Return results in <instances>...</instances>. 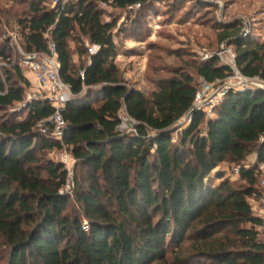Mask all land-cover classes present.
I'll return each mask as SVG.
<instances>
[{
	"label": "trees",
	"instance_id": "1",
	"mask_svg": "<svg viewBox=\"0 0 264 264\" xmlns=\"http://www.w3.org/2000/svg\"><path fill=\"white\" fill-rule=\"evenodd\" d=\"M160 1L70 0L55 7L52 0L22 1L27 10L16 24L23 50L46 53L51 41L60 78L74 98L61 112L66 126L60 142L48 123L52 106L42 99L24 102L29 84L7 43L0 45V64L6 65L0 68V113L23 105L21 114L0 117L5 264H157L170 249L172 264H264L261 222L249 204L259 199L258 169H264V91L228 92L212 118L193 113L173 143L175 127L191 112L197 79L221 81L230 69L212 57L189 65L196 82L174 69L146 95L123 82L115 63L113 33L125 29L115 19L103 21L98 4L134 16L136 33L137 18ZM135 5L140 8L129 10ZM85 42L98 47L94 55ZM219 42L233 47L243 76L264 80V41L228 25ZM123 107L138 123L135 134L117 131ZM64 148L82 171L72 200L61 193L66 170L48 159ZM251 155L254 164L241 167ZM224 164L238 169L244 185L217 172Z\"/></svg>",
	"mask_w": 264,
	"mask_h": 264
},
{
	"label": "rangeland",
	"instance_id": "2",
	"mask_svg": "<svg viewBox=\"0 0 264 264\" xmlns=\"http://www.w3.org/2000/svg\"><path fill=\"white\" fill-rule=\"evenodd\" d=\"M22 1L0 0V45L5 42L3 36L14 34L20 39L16 20L27 10V5L22 4ZM150 1L148 0L149 3ZM216 2L219 3V7L215 5ZM98 8L104 13L103 21L115 19L118 25L123 24L125 32L119 33L115 30L113 33L114 42L119 48L115 63L123 82L128 87L141 90L146 95L155 89L158 80L169 78L172 70H180L194 76L189 65L203 62L204 56L215 55L223 48L233 51V47H230L228 43L219 42V35L228 25H237L241 34H246L256 42L264 41V0H161L153 4L152 9L142 13V17L137 18L140 28L136 33L131 28L134 16H129L106 5L98 6ZM71 46L73 48V44ZM74 62L78 65L76 57H74ZM22 74L24 75L23 71ZM193 78L196 82V77ZM198 80L199 78L197 83ZM32 94H35L36 99L42 97L41 93L36 92L34 83H29L25 90L24 102H29V96ZM22 107V104H16L7 112L0 113V117L7 119L11 118L12 114H21ZM203 114L205 119L212 118L214 115L213 112L211 117H208L206 113ZM187 126L184 120L178 123L171 138L173 143L177 141L181 131ZM64 152L70 153L64 148L61 151L50 153L48 159L57 162L59 155ZM254 160V155L249 156L241 167L252 166ZM75 165L76 163L68 172L70 184L73 187L70 185V191L63 193L71 195V200L75 183L82 172L79 167L75 169ZM235 170V166L230 167L224 164L217 169V172H222L224 179L230 182L244 185L238 181ZM259 172L261 173V170ZM260 180L261 175L259 182ZM217 183L218 181H213V185ZM249 204L254 215V210H252L254 204L251 200ZM174 251L170 249L165 262L157 264H172ZM188 252L189 246L184 244L183 256ZM7 253L8 249L0 239V264H5ZM189 264H198V262Z\"/></svg>",
	"mask_w": 264,
	"mask_h": 264
},
{
	"label": "built area",
	"instance_id": "3",
	"mask_svg": "<svg viewBox=\"0 0 264 264\" xmlns=\"http://www.w3.org/2000/svg\"><path fill=\"white\" fill-rule=\"evenodd\" d=\"M70 0H52V7L56 5H65ZM215 5L219 3L216 2ZM98 6H105L104 4H98ZM140 5L130 7L129 10H138ZM247 37L246 34H242ZM45 39L49 40L48 32L44 35ZM4 41L7 43L9 50L11 51L12 61L15 63L21 72H24V78L29 83H34L37 93H41L42 97L39 99L47 101L52 106L54 113L48 120L51 125V135L54 139L62 141L63 130L66 126L61 112L65 105L74 98L69 87L63 83L59 75V65L57 62L55 46L49 41L47 45V52H25L22 46L19 44L18 35L3 36ZM87 53L89 56L94 55L98 47L89 45L85 42ZM212 57H216L222 65L227 66L230 69L231 75L221 81L214 83H208L203 78H199L197 83V90L194 96L191 112L187 114L182 120L186 124H190L191 115L195 112H201L208 114V117L212 116L214 108H216L227 95L228 92H242L247 90H262L264 91V80L258 77L248 78L243 76L236 67L235 54L231 49H221L220 52L212 56H204L202 61H206ZM5 64H0V68L5 67ZM31 79L33 81H31ZM30 100L36 99L35 94L29 96ZM181 120V121H182ZM180 121V122H181ZM118 126L117 131L120 134H135L136 126L138 123L133 120L127 114L123 107L118 114ZM40 133L46 132L44 123L40 122L37 125ZM57 162L60 163L67 174L70 168L76 163L71 153L59 155ZM261 180L259 182L260 195L257 201L251 200L254 204L252 210H254V217L258 218L261 222L259 231L264 235V169L261 168ZM235 173L238 174L236 168ZM72 184H70L69 174L67 176L66 184L61 193L70 191Z\"/></svg>",
	"mask_w": 264,
	"mask_h": 264
}]
</instances>
